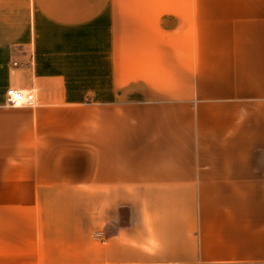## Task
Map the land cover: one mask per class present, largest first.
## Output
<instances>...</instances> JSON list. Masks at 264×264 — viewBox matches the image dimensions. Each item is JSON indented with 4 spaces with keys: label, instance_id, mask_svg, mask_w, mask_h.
<instances>
[{
    "label": "crops",
    "instance_id": "1",
    "mask_svg": "<svg viewBox=\"0 0 264 264\" xmlns=\"http://www.w3.org/2000/svg\"><path fill=\"white\" fill-rule=\"evenodd\" d=\"M0 264H264V0H0Z\"/></svg>",
    "mask_w": 264,
    "mask_h": 264
},
{
    "label": "built area",
    "instance_id": "2",
    "mask_svg": "<svg viewBox=\"0 0 264 264\" xmlns=\"http://www.w3.org/2000/svg\"><path fill=\"white\" fill-rule=\"evenodd\" d=\"M6 105L12 106H32L36 103L35 94L32 90L24 92L15 88H9L5 91Z\"/></svg>",
    "mask_w": 264,
    "mask_h": 264
}]
</instances>
